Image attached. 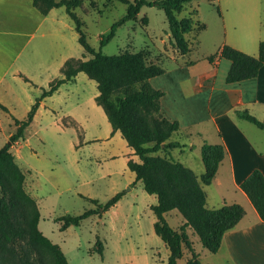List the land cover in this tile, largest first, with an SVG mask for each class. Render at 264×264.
Instances as JSON below:
<instances>
[{
	"label": "rangeland",
	"instance_id": "374dc122",
	"mask_svg": "<svg viewBox=\"0 0 264 264\" xmlns=\"http://www.w3.org/2000/svg\"><path fill=\"white\" fill-rule=\"evenodd\" d=\"M231 3L229 1L227 8L226 1L192 0L183 11L176 13L182 19L191 9H196V17L203 25L197 42L192 41L194 32L186 34L190 47L186 54L180 52L171 38L165 11L153 3L143 5L137 18L117 26L115 35L102 46L106 54L142 51L149 62L164 67L165 72L151 78L150 83L169 92L168 96L161 98L167 114L182 119L189 114L193 118L191 123L186 121L183 129L173 133L172 137L181 136L193 143L195 146L187 150V156L194 163L199 161L202 167L201 145L206 138L204 133L209 137L212 131L210 118L206 104L198 94L185 97L179 92L180 77L182 73L205 68L208 56L218 51L225 37L231 39L234 33L232 23L237 17L256 12L264 18V0ZM127 7L128 4L120 0H84L75 8L85 22L84 29L93 47H101V37L108 34L113 24L126 14ZM57 11L70 27L59 29L65 37L64 41L52 40L40 45L41 62L60 60L61 57H90L78 40L66 7L61 6ZM260 26L259 34L264 36V25ZM238 31L241 32V29ZM56 72L57 76L61 75V70ZM62 87L54 99L48 100L55 113L51 115L43 109L44 112L25 129V137L10 145L15 161L25 174L24 188L40 210L39 229L61 246L69 264H164L169 250L154 230L151 221L152 217L155 220L153 210L150 217V210L144 208L142 195L148 192L136 179L135 173L124 168L122 156H115L126 153V139L119 131L112 133L113 126L96 100L99 92L96 80L81 71L75 83H66ZM13 88L18 90V84ZM14 95L6 90V84L0 87V98L14 104L11 112L0 107V148L10 141L16 130L14 117L24 118L26 115ZM173 96L177 100H173ZM179 108H187V111ZM172 153L179 156L176 148ZM135 157L138 159L137 155ZM195 170H198L196 166ZM118 191H124V198L117 213L109 210L110 207L101 215L84 218L80 225L61 229L57 217L80 214L97 207L87 196L104 203ZM139 211L142 218L138 215ZM166 218L177 227L184 217L174 209L166 214ZM191 237L195 248L202 250L198 237L193 234ZM98 238L104 244L103 254L94 249ZM186 259L187 254L179 259V263L185 264Z\"/></svg>",
	"mask_w": 264,
	"mask_h": 264
},
{
	"label": "trees",
	"instance_id": "16d2710c",
	"mask_svg": "<svg viewBox=\"0 0 264 264\" xmlns=\"http://www.w3.org/2000/svg\"><path fill=\"white\" fill-rule=\"evenodd\" d=\"M83 1L33 0L43 14H48L52 8L65 6L74 22L80 44L91 56L69 57L64 61L61 76L53 79L48 87H42L41 94L26 116L14 117L16 130L10 141L0 148V264H69L61 246L43 234L38 227L40 210L35 199L24 188L25 174L15 161L10 145L25 137V129L31 124L41 101L56 92L63 83L74 81L80 71L96 80L98 104L104 108L113 129L121 131L134 153L139 156V161H128L129 168L135 172L136 179L142 183L145 191L157 196V203L152 206L156 216L154 230L169 249L168 259L164 264H180L179 259L186 254L185 264H202L200 253L196 251L188 229H192L206 250L215 253L222 244L225 232L233 228L246 213L245 207L238 202H226L215 208L206 204L204 185L212 183L226 155V147L222 142L203 141L201 154L205 170L201 175L177 160L172 150L183 144L171 137L179 131L180 123L162 113L161 98L165 91L150 83L151 78L165 72L164 67L149 62L142 51L106 54L102 50V46L115 35L117 26L137 18L143 5L153 3L165 11L171 38L180 52L186 54L190 50L186 34L194 32L192 41L197 42L203 27L196 17L197 10L191 9L186 17L179 19L176 13L183 11L192 0H120L128 4L127 12L113 24L108 34L101 37V47L96 49L88 41L85 22L75 12V8ZM221 57L231 61L227 82L255 77L264 65V39L259 43L258 55L225 43L216 53L209 55L208 59L213 61ZM0 107L9 111L2 103ZM236 113L240 118L264 129V120L247 109H237ZM241 188L264 219L263 171L253 169L241 182ZM123 194L124 191L116 192L104 203L87 196L97 207L86 209L80 214L57 217L61 222V229L80 225L90 215H101L115 205ZM174 209L184 217V222L177 227L172 226L166 218V213ZM94 249L103 254L104 244L100 238Z\"/></svg>",
	"mask_w": 264,
	"mask_h": 264
},
{
	"label": "crops",
	"instance_id": "0c3cea01",
	"mask_svg": "<svg viewBox=\"0 0 264 264\" xmlns=\"http://www.w3.org/2000/svg\"><path fill=\"white\" fill-rule=\"evenodd\" d=\"M224 1L227 3L225 7L229 8V1L233 3L237 0H219L220 3ZM60 7L52 8L48 14H43L34 5L33 0H0V87L6 84V90L13 95L17 93L14 96L25 114L41 94L42 87H48L53 79L61 76H57L56 71L61 70L64 61L68 58L61 57L60 60H52L53 62L46 60L41 62L40 45L52 40L64 41L65 37L59 29L62 26L70 27L64 16L57 11ZM67 15L69 16L68 13ZM260 24L264 25V18L259 13L240 15L232 23L234 33L231 39L225 37L218 50L227 43L249 54L258 55L259 43L264 39V36L259 34ZM239 29L241 32L238 31ZM230 66L231 61L221 57L213 61L208 60L202 71H188L187 74L182 73L180 77L179 92L185 97L198 94L200 100L206 104L204 106L209 114L212 131L209 137L203 132L206 137L204 140L211 143L222 142L226 147V155L212 183L204 185L207 193L206 204L210 208H215L226 202H238L246 209L240 221L225 232L217 252H209L204 247L196 251L200 253L202 264H264V219L260 217L251 199L241 188V182L253 169L259 168L264 173V129L249 120L240 118L236 113L237 109H247L259 119L264 120V65L255 77L227 82L226 76ZM80 72L74 81L63 83L56 92L41 101L32 122L41 112H44L43 109L51 115L55 113L48 105V100L54 99L55 94L62 90L64 84L75 83ZM17 84L18 90L15 91L13 87ZM164 91L163 97L168 96L169 92ZM173 100L177 98L173 96ZM0 103L9 109L7 112L13 111V102L0 98ZM174 104L181 106L177 102ZM179 109L187 111V108ZM161 111L166 117L179 121L178 132L187 124L186 121L191 123L193 119L189 114L186 115V120L180 116L172 117L167 114L164 111L163 99ZM111 131L114 134L121 132L113 128ZM172 140H178L183 144L182 147L176 148L179 156L172 153L173 156L192 168L196 174L201 175L205 170L204 163L202 167L199 161L194 163L187 156V150H192L195 145L183 140L181 136L172 137ZM124 146L126 153L115 154V156L120 158L122 156L121 160L126 169L129 168L130 159L139 161L140 158L134 153V149L129 146L127 140ZM195 166L198 170H195ZM135 186H138L136 182ZM123 198L124 194L109 210L112 209L113 213H117ZM142 199L144 208L150 210L151 217L152 206L157 203V196L148 193L142 195ZM133 203L136 204L137 201ZM138 215L142 218V212L139 211ZM155 220L152 217L153 223ZM188 231L192 236V229L189 228Z\"/></svg>",
	"mask_w": 264,
	"mask_h": 264
}]
</instances>
